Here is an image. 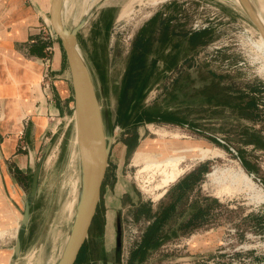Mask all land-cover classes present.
<instances>
[{
    "label": "rangeland",
    "instance_id": "1",
    "mask_svg": "<svg viewBox=\"0 0 264 264\" xmlns=\"http://www.w3.org/2000/svg\"><path fill=\"white\" fill-rule=\"evenodd\" d=\"M249 1L256 6L257 0ZM149 2L66 0L62 6L68 29L90 12L78 31L77 42L100 106L104 131L111 139L108 166L81 264H116L117 258L119 264H264V201H250L245 190L221 189L209 176L217 168L241 169L264 192V58L251 42L258 32L233 0ZM168 17L172 35L150 34L139 80L143 97L127 106L129 122L122 127L116 124V117L117 110L125 106L120 103L133 62L132 44L140 30L146 32ZM195 25L205 31L203 44L194 45L188 39ZM147 108L152 112L180 110L176 118L184 124L148 122L140 116ZM26 124L16 153L28 156L30 151L33 158L22 173L8 174V193L2 188L0 210L6 208V212L2 210L5 214L0 217V264L8 263L16 236L21 241V253L15 264H55L78 204L81 139L68 117L48 115L44 125L36 129L30 128L28 120ZM160 138H173L176 145L214 148L221 155L182 163L185 171L162 192L156 186L159 178L150 181L145 173L140 176L137 172L142 166L134 164L144 143ZM39 160L30 217L26 227L18 230ZM199 165L204 169L189 193L191 206L183 210L184 215H178L177 209L175 215L159 220L154 225L158 226L157 231L154 229L157 238H161L157 246L148 249L142 260L139 256L131 260L154 221V217L144 216L135 220L134 215L143 206L162 215L176 199L177 181ZM11 167L16 168L13 161L8 163V169ZM198 205L208 208V214L181 228ZM117 217L121 236L118 247L114 241ZM103 247L106 251L101 258Z\"/></svg>",
    "mask_w": 264,
    "mask_h": 264
},
{
    "label": "crops",
    "instance_id": "2",
    "mask_svg": "<svg viewBox=\"0 0 264 264\" xmlns=\"http://www.w3.org/2000/svg\"><path fill=\"white\" fill-rule=\"evenodd\" d=\"M49 4L50 0H0V205L2 188L8 193V174L22 173L28 167V156L16 153L27 120L30 128L36 129L44 125L46 116L57 115L68 117L77 128L70 75L58 41L51 55V89L45 91L40 84L49 43L41 39L37 27L48 16ZM168 30L155 27L152 35H172ZM10 161L15 163V170L8 169ZM5 209L0 210V217Z\"/></svg>",
    "mask_w": 264,
    "mask_h": 264
},
{
    "label": "water",
    "instance_id": "3",
    "mask_svg": "<svg viewBox=\"0 0 264 264\" xmlns=\"http://www.w3.org/2000/svg\"><path fill=\"white\" fill-rule=\"evenodd\" d=\"M240 2L242 4L241 8L248 19L264 38V31L259 24L250 1L240 0ZM62 6L63 0H50L48 16L43 17L42 22L50 27L63 51L74 98L75 123L82 142V147H80L83 153L81 160L82 174L79 192L80 198L65 245L55 263L74 264L87 238L90 225L97 210L101 195V187L108 166L111 139L104 131L105 125L102 122L100 106L98 105L91 77L79 51L77 42L78 31L85 24L90 12L85 13L78 24L68 29L62 24ZM32 158V153L28 151V165H31ZM40 167L41 160L37 163L31 178L28 200L24 203L18 230L25 228L28 223L30 217V204L37 191ZM43 234L44 233L40 236L36 246L41 242ZM120 237V225L117 217L114 236L117 247L120 246L121 243ZM20 253L21 241L20 238L16 236L12 248V255L8 264H15ZM116 264H119V258H117Z\"/></svg>",
    "mask_w": 264,
    "mask_h": 264
},
{
    "label": "trees",
    "instance_id": "4",
    "mask_svg": "<svg viewBox=\"0 0 264 264\" xmlns=\"http://www.w3.org/2000/svg\"><path fill=\"white\" fill-rule=\"evenodd\" d=\"M168 19H163L157 21V24L153 28H149L148 30H140L138 35L136 36L133 44H132V52H131V60L133 61L130 67V71L125 83L124 87V95L122 97L120 105H125L120 107L117 110V117H116V124L125 127L129 122V112L130 109H128L127 106L131 103H137L140 101V99L143 97V94L141 90H143V85L141 81V85H138V82L140 83V75L142 74L145 67V59H143L144 55L147 53L149 48L146 46L149 39L150 34L154 31V28L157 27L161 30L163 29H169L168 25ZM204 30H199L195 32H191V34L188 35V39L191 44L198 45L203 44L205 41L202 40V36L204 35ZM187 36V34H185ZM143 76V75H142ZM139 86V87H138ZM138 94H137V92ZM130 93V94H129ZM127 95H130L127 97ZM253 108H255L254 101L249 102ZM152 109V108H151ZM177 112H171V111H163V112H152L149 108L142 109L140 116L146 117L145 120L148 122H166V123H172V124H178L182 123V120H179L176 118ZM245 166V165H243ZM246 172L247 169L244 167ZM203 165H199L191 169L187 174H183L182 178L177 181V184L174 186L178 190L176 199L171 205L162 212V215H157L156 213H151V209L149 207L143 206V208L138 211L134 215V219L138 220L139 216L144 217H154V221L150 226L147 227L145 236L142 239V242L139 245V248L137 250H134L131 254V260L135 259L137 256H139V261L143 259L145 252L148 249L154 248L159 243V240L161 238H157L155 230H158V226L154 228V225L157 224V222L161 219H167L171 214L175 215V212L177 210L178 215H184L183 210L191 206L192 202L189 199V193L194 189L195 186H197V182L199 180L200 174L203 171ZM185 198V199H184ZM204 199V198H203ZM183 200V201H182ZM208 208L203 206H197L194 212H190V217H188L187 221H185V224H181V228L189 225H193V219L200 220L205 217V215L208 214ZM94 221V219H93ZM183 223V222H181ZM155 229V230H154ZM86 247L85 244L82 246V249L75 261L74 264H81V262L84 260L86 256Z\"/></svg>",
    "mask_w": 264,
    "mask_h": 264
},
{
    "label": "bare ground",
    "instance_id": "5",
    "mask_svg": "<svg viewBox=\"0 0 264 264\" xmlns=\"http://www.w3.org/2000/svg\"><path fill=\"white\" fill-rule=\"evenodd\" d=\"M65 1L66 0H63V3ZM139 1L140 0H138V2ZM163 1H165V0H150L149 3L155 4L156 2H163ZM233 1H234L233 3L238 5L240 8L242 7L240 0H233ZM253 8H254L256 17L259 21V24L264 31V1L263 0H257L256 6H253ZM66 16H68V14ZM66 18H68V17H66ZM62 24L65 25V20H63V17H62ZM251 42H252V46L257 50L260 57L264 58V38H263V35L258 32L257 38L255 40H252ZM262 70L264 73V67L263 66H262ZM75 133H77V132H75ZM156 133H157V131H156ZM160 135H162V133ZM75 139L77 140V138H75ZM172 139L173 138H171L169 140H165L164 138H160L159 140H150L149 139L137 151L135 158H134V164L142 166V169L137 173L139 175L141 173L142 174L145 173L146 178H148V180H150V181H151V179L154 180L156 177H158L159 179L156 182V186L158 188H161L162 192L170 183L174 182L185 171V169L183 167H181L182 163H184L186 161H202L204 159H210V158L221 155V152L219 150L214 149V148H203L201 145H192V144L176 145ZM74 144H75V142H74ZM80 146H82L81 141H80ZM82 155H83V153H82ZM84 156H85V154H84ZM78 162H79V160H78ZM209 176L212 178L213 181L218 182V185H220L221 189L224 188V189L228 190L229 188L230 189L233 188V192H235L234 189L236 190V192H239L241 190H245V193L248 195V199L250 201H258V202L264 201L263 190L260 188V186L258 187V185L251 180L250 176L243 173V171L241 169H239L238 171H233L230 169L217 168V169H214L212 172H210ZM140 180L142 181V179H140ZM150 181H149V183H150ZM143 190H145V189H143ZM150 190H152V189L150 188ZM148 191H149V189H148ZM231 191H232V189H231ZM77 192H79V191H77ZM228 192H230V191H228ZM153 194L154 193H152V195ZM77 196H78V197H76L77 199L75 198L76 203H77V200L79 201V198H80L79 193Z\"/></svg>",
    "mask_w": 264,
    "mask_h": 264
},
{
    "label": "built area",
    "instance_id": "6",
    "mask_svg": "<svg viewBox=\"0 0 264 264\" xmlns=\"http://www.w3.org/2000/svg\"><path fill=\"white\" fill-rule=\"evenodd\" d=\"M162 17H167V15L165 13H162L161 14ZM168 22L170 23L171 22V19L168 17ZM193 30L195 31H199L198 29V25H195L194 28H192ZM193 31V32H195ZM37 32L38 34L40 35L41 39L43 41H46L47 43H49L46 48H45V56L43 58V71H42V74H41V83L43 85V89L44 90H49V81H50V62H51V55H52V52H53V45H54V42L57 41L54 33L51 31L50 27L41 22L38 27H37ZM232 232H234V230H231ZM193 236V235H192ZM264 237V236H263ZM192 237H190V239H188V242L191 240ZM261 246H264V243L261 244ZM199 252V253H198ZM198 255L201 254V251H198ZM187 263V262H186Z\"/></svg>",
    "mask_w": 264,
    "mask_h": 264
},
{
    "label": "flooded vegetation",
    "instance_id": "7",
    "mask_svg": "<svg viewBox=\"0 0 264 264\" xmlns=\"http://www.w3.org/2000/svg\"><path fill=\"white\" fill-rule=\"evenodd\" d=\"M138 85H141V83L138 82ZM138 87H139V86H138ZM143 89H144V88H143ZM136 92H137V90H136ZM143 93H144V91H143ZM137 94H138V92H137ZM84 244H85V242H84ZM84 244H83V245H84ZM81 249H82V248H81ZM80 251H81V250H80ZM105 251H106V249H105V247H103V250H102V253H103V254L101 253V255H100L101 258H103ZM79 253H80V252H79ZM78 255H79V254H78ZM77 257H78V256H77ZM102 262H104V260H102ZM103 264H107V263L104 262Z\"/></svg>",
    "mask_w": 264,
    "mask_h": 264
}]
</instances>
